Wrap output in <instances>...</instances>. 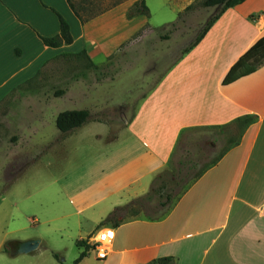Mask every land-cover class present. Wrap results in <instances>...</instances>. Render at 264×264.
Segmentation results:
<instances>
[{"label":"crops","instance_id":"0c3cea01","mask_svg":"<svg viewBox=\"0 0 264 264\" xmlns=\"http://www.w3.org/2000/svg\"><path fill=\"white\" fill-rule=\"evenodd\" d=\"M137 1L120 2L81 24L66 0H0V106L37 94V84L33 88L29 84L63 54L84 50L95 66L112 65L137 33L150 28L140 8L136 16L126 17ZM181 1L177 16L199 0ZM111 4L89 0L96 8ZM57 14L68 23L73 39L69 45L51 48L41 39L59 34ZM262 36L264 0H246L222 13L195 46L169 65L112 138L102 121L89 120L64 136L54 121L52 137L40 136L35 143L64 144L86 127L106 131L84 134L87 139H81L82 147L76 151L81 157L76 169L45 180V201L53 204L55 196L58 200L54 217L47 215L46 222L56 225L60 239L51 246L39 241L36 250L21 255L12 254L13 242L33 239L0 240V264H60L52 254L60 258L65 253L66 239L92 245L104 229L112 236L108 255L98 259L88 253L78 264H150L166 257L174 258V264H264V65L230 84L222 83L231 66ZM244 116H252L253 123L164 216L121 212L114 219L119 226L113 227L114 221L101 225L114 209L147 194L186 131L217 130L224 136L227 126ZM22 174L14 172L0 195V211L4 208L9 218L24 217L20 202L8 194ZM75 249L66 264L83 251Z\"/></svg>","mask_w":264,"mask_h":264},{"label":"rangeland","instance_id":"374dc122","mask_svg":"<svg viewBox=\"0 0 264 264\" xmlns=\"http://www.w3.org/2000/svg\"><path fill=\"white\" fill-rule=\"evenodd\" d=\"M99 1L106 6L117 0ZM145 2L149 14L143 16L150 28L137 33L119 51L112 65L106 63L99 66L102 70L96 73L87 69L86 62L82 59L54 60L55 62L45 66L41 72L39 70L37 81L29 84L32 88L34 83L37 84V94L0 106V195L8 188L10 179L15 177L13 173L22 172L18 182H12L9 186L8 194L15 196L16 201L20 202L19 209L24 211V217L9 218L4 208L1 209L0 240L9 242L29 238L51 246L60 239V233L54 227L56 225L46 222L48 217H54V207L58 200L55 196L53 204L45 201V180L59 178L63 172L76 169L78 160L81 159L76 151L82 147L81 139H87L82 136L88 134V131L93 133L106 129L86 127L78 130L79 133L64 144L35 143V138L40 136L52 137L56 115L66 109L86 108L91 111L90 120L102 121L109 126L108 138H112L135 115L142 97L154 87L158 78L178 59L183 50L191 45L206 21L216 11L215 8H202L195 3L190 11L184 12L177 19V12L183 1ZM173 22L176 26L168 27ZM22 89L21 87L20 91ZM59 89L65 90V94L55 97L54 92ZM96 92L101 96L94 97ZM115 101H120L119 105ZM239 136L240 133L233 125L228 132L225 131L224 136L217 130L186 131L175 146L167 168L159 173L166 185L162 196L168 193L175 201L182 187L222 153L224 148L239 140ZM158 185L159 181L151 182L149 191L142 198L148 194L151 196V190ZM37 189L40 190L36 191ZM163 197L152 195L151 200L144 199L139 217L148 214L157 218L162 214L169 206L159 205V202H165ZM39 198L44 202L40 204ZM22 204H25L24 208ZM35 217L37 220L32 223L30 220ZM65 243V253L56 259L60 264H66L75 255L76 242L69 238ZM88 253L90 256L96 254L92 249ZM1 256L3 255L0 254Z\"/></svg>","mask_w":264,"mask_h":264},{"label":"trees","instance_id":"16d2710c","mask_svg":"<svg viewBox=\"0 0 264 264\" xmlns=\"http://www.w3.org/2000/svg\"><path fill=\"white\" fill-rule=\"evenodd\" d=\"M69 8L74 13V15L77 17V19L80 21L81 24L86 23L87 21L91 20L92 18L100 15L101 13L105 12L107 9H110L111 7L119 4L122 1H117L112 3L110 6H107L106 8H96L91 7L89 5V0H66ZM246 0H199L198 5L202 8H215V13L206 21L202 29L198 32L196 37L194 38V41L191 43L190 46L185 48L183 50V54L187 53L193 46H195L206 34V32L209 30L211 25L219 18V16L224 13L227 9L232 8L234 6L240 5ZM146 2L144 0H139L136 3H134L131 8L127 12V19H131L132 17L136 16L138 13L139 8L141 9V14L147 16L148 15V8L145 5ZM194 5H189L185 8L184 12L190 11ZM183 12V13H184ZM183 13L178 14L177 19H179ZM58 21H59V34L50 37V38H42V42L45 46L51 47V48H58L62 45H69L72 43V37L69 30V25L65 21L64 18H62L59 14H57ZM176 22V21H175ZM173 22L168 25L171 28H174L176 26V23ZM167 39V38H164ZM73 59V60H85L87 69L99 73L102 70V67L95 66L87 57L86 52L82 50L78 54L74 55H68L63 54L60 57H58L57 60L60 59ZM264 65V36L259 38L257 42H255L229 69L227 74L225 75L222 83L223 85L230 84L237 79L247 76L253 72H255L258 68ZM104 67V66H103ZM40 73V72H39ZM29 83V82H28ZM21 87L19 88V90ZM18 90V89H17ZM65 94V90H55L54 96L60 97ZM90 120V112L88 110H66L62 111L57 114L55 118V127L56 129L61 133V135H66L80 127H82L85 123H87ZM254 118L252 116H244L241 118H238L234 121V126L238 130V132L241 134L242 131L249 125L253 123ZM229 126H227L226 131L228 132ZM232 143V142H231ZM230 143V144H231ZM235 143H232L229 147L224 149L222 153H220L216 158L211 160L207 165H205L200 172H198L193 178L182 187V190L179 192V194L176 195V198L178 199L186 190H188V187L190 184L195 182V180L207 169L215 165L223 153H227V151L230 148H233ZM156 181L160 182V185H158L156 188H153L151 190V194L154 196H158V198H162V190L166 188L165 183L162 181V174L158 175L154 182ZM152 195L149 194L144 198H139L137 200L132 201L131 203L114 209L101 223V225L105 223H109L114 221L115 217L120 214L121 212H124L126 215L129 214V212H133V215H137L142 207V202L144 199H152ZM164 201L165 202H159L160 206H166L169 204L171 205L173 201V197L170 194H164ZM169 206L166 208V211L161 214L159 217L164 216L167 211L169 210ZM150 218V216H148ZM151 219V218H150ZM113 227L119 226L117 222H113ZM76 246L83 248L82 253L79 254L78 258L74 260L72 264H78L82 259L88 254V252L92 249V246L87 243L86 240H79L76 241ZM3 250H6V247H4ZM52 256L55 259H58V256L56 254H52ZM175 260L172 257H166V258H160L157 260H154L150 262V264H174Z\"/></svg>","mask_w":264,"mask_h":264},{"label":"built area","instance_id":"2783aa9c","mask_svg":"<svg viewBox=\"0 0 264 264\" xmlns=\"http://www.w3.org/2000/svg\"><path fill=\"white\" fill-rule=\"evenodd\" d=\"M109 233L107 229L99 231L96 240L91 245L98 259H104L108 255V247L112 241V236Z\"/></svg>","mask_w":264,"mask_h":264},{"label":"water","instance_id":"95a60500","mask_svg":"<svg viewBox=\"0 0 264 264\" xmlns=\"http://www.w3.org/2000/svg\"><path fill=\"white\" fill-rule=\"evenodd\" d=\"M39 240H27L23 242H13L11 247L12 254H28L36 250L39 246Z\"/></svg>","mask_w":264,"mask_h":264},{"label":"snow or ice","instance_id":"6c2138e0","mask_svg":"<svg viewBox=\"0 0 264 264\" xmlns=\"http://www.w3.org/2000/svg\"><path fill=\"white\" fill-rule=\"evenodd\" d=\"M109 235H111V233H109Z\"/></svg>","mask_w":264,"mask_h":264}]
</instances>
